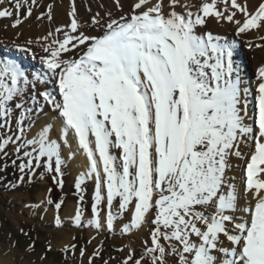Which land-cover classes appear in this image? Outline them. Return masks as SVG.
<instances>
[{
  "label": "snow or ice",
  "instance_id": "1",
  "mask_svg": "<svg viewBox=\"0 0 264 264\" xmlns=\"http://www.w3.org/2000/svg\"><path fill=\"white\" fill-rule=\"evenodd\" d=\"M0 6L5 30L41 7L49 25L12 41L38 66L0 54V173H19L5 188L50 178L63 191L79 163L73 225L140 239L116 264H264V63L248 79L239 59L246 37L264 48V0H68L59 23L52 3ZM52 192L31 207L53 206L59 229ZM103 252L79 257L115 260Z\"/></svg>",
  "mask_w": 264,
  "mask_h": 264
},
{
  "label": "rangeland",
  "instance_id": "2",
  "mask_svg": "<svg viewBox=\"0 0 264 264\" xmlns=\"http://www.w3.org/2000/svg\"><path fill=\"white\" fill-rule=\"evenodd\" d=\"M65 1L66 0H40V3L41 5L52 3L56 8V6L63 4ZM79 1L80 0H77V3ZM46 11L47 9L45 7L35 9L33 16L25 21L19 29L24 28L26 24H28L30 28L35 30L41 23L36 19V16L39 15L40 12ZM43 22L48 21L45 19ZM0 23L2 25H8L11 21L3 19ZM18 42H23V40H19ZM256 49L250 52L249 50H245L244 46L241 44L239 48V59L246 67L249 65L248 60L250 56L257 55L258 58L262 59L261 63H264V48ZM5 53L20 56L19 52L15 51V48H6L0 43V54ZM22 61L26 67L31 69L32 67L29 65H38V61H31L28 56L27 59L22 58ZM248 72L247 68V75L250 73ZM247 78L254 79L252 76H247ZM236 163L240 165L242 162L239 161ZM79 169L80 164L77 163L72 169L65 170L63 194L66 200L59 213L65 226L59 229L54 223L55 210L53 206H42L41 209L31 207V205L39 203L45 197L48 188H52L53 184L48 181L49 178L43 180L38 179L31 185L25 184L16 190H11L5 188L4 183L15 182L16 179L6 178L4 173H0V177H3V182H0V257L8 259L7 263L87 264V255L83 258V261H81L79 257L80 248H86L87 253L90 254L95 247L103 242V259H108L109 256L114 257L115 260L110 261V264H116V261L123 256V253L116 251L117 248L131 243L139 249L140 239H137L135 236L129 239V237H122L119 235L107 237L103 234L97 235L94 229L89 230L87 227H75L72 223V219L65 216L64 210L67 205L73 204L76 208L77 197L74 195V180L78 175L76 173H78ZM16 174H19L17 170ZM240 175L241 172L237 171V178H239ZM86 187L85 224H87V220L91 218L90 196L93 191L92 183L89 182ZM51 196H53L52 193ZM62 196L63 195H59L55 197L56 199H60ZM25 233L28 235H25ZM93 236L96 238L89 243L88 241ZM33 240H37V242L41 244L39 249H35L36 246L32 243ZM70 244H76L75 254H72L71 250H69V252L64 251L65 246ZM49 245H51V250H48ZM95 264H102V259H96Z\"/></svg>",
  "mask_w": 264,
  "mask_h": 264
},
{
  "label": "bare ground",
  "instance_id": "3",
  "mask_svg": "<svg viewBox=\"0 0 264 264\" xmlns=\"http://www.w3.org/2000/svg\"><path fill=\"white\" fill-rule=\"evenodd\" d=\"M257 1L258 0H249L250 5H252V6H254ZM80 2H81V0L78 2V4ZM67 5H68V0H66L63 4H60V5L56 6L55 15H56V20H57L58 23L59 22H67V17H66ZM0 7H2V6H0ZM81 11L83 12V9H81ZM0 22H1V20H0ZM3 26L4 25H2L0 23V43H2L6 48L12 49L13 48L12 47V41L16 39V33L17 32H21L22 31L24 33L23 36L19 37V40H24L26 38H33L35 36L43 34L47 30L49 25H48V22L40 23L38 28H36L35 30L30 28L28 26V24H26V26L24 28H22V29L18 28V29H15V30L10 28V27L5 30ZM213 28H214L215 31H217V32H219L221 34L227 35L229 38H232V36H233L232 35L233 32H232V29H231L230 25H225V26H215V25H213ZM249 39L255 40L256 43H259V40L256 39L255 34H253V36L246 37L244 40L240 41V45L242 44L244 46L245 50H249L251 52L252 50H254L256 48H249L247 46V43H248ZM247 48H249V49H247ZM15 51H17V50L15 49ZM19 54H20V56L14 55L15 58H17V59H19L21 61H22V58H26L27 59L26 55H24L22 53H19ZM261 61H262V59L258 58L257 55L256 56H250V59L248 60V64L249 65H247V67H246V70L248 68V71L250 72V73L249 72L248 73L250 75L248 74L247 76L254 77V73H255L254 70H256V68L259 66ZM33 65L34 64L29 65V66L32 67ZM29 69H31V68H29ZM44 119L47 120L49 122V124H52V123L55 122L54 114H49L48 116L44 117ZM57 127H58V124H57ZM237 162H239V161H237ZM76 174H78V173H76ZM38 201H39V199H38ZM74 211H75V205L69 204L65 208L64 214H65V216H67V217L72 219V217L74 215ZM61 238H62V236H61ZM7 262H8V259L0 257V264H11V263H7Z\"/></svg>",
  "mask_w": 264,
  "mask_h": 264
},
{
  "label": "trees",
  "instance_id": "4",
  "mask_svg": "<svg viewBox=\"0 0 264 264\" xmlns=\"http://www.w3.org/2000/svg\"><path fill=\"white\" fill-rule=\"evenodd\" d=\"M17 175H19V174H16V170L13 168V167H11L10 165H9V167H8V169H7V171L6 172H4V176L6 177V178H9V179H16L17 178ZM16 181V180H15ZM48 181L51 183L52 181H51V179L49 178L48 179ZM52 188H53V192H52V198L54 199V200H58V199H56V197L57 196H61V195H63L60 199H63L64 200V203H65V196H64V194H63V191H61L60 189H58V188H56L54 185L52 186ZM63 190H64V188H63ZM59 194V195H58ZM56 196V197H55ZM64 205V204H63ZM62 205V206H63ZM36 247H35V249H39V247L41 246V244L39 243V242H37V240H33V242H32Z\"/></svg>",
  "mask_w": 264,
  "mask_h": 264
}]
</instances>
